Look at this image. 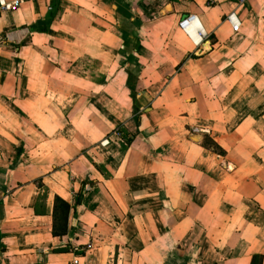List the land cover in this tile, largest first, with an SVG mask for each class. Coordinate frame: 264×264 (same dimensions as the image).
<instances>
[{"label":"crops","instance_id":"1","mask_svg":"<svg viewBox=\"0 0 264 264\" xmlns=\"http://www.w3.org/2000/svg\"><path fill=\"white\" fill-rule=\"evenodd\" d=\"M89 242L85 264H264V0L0 12V264Z\"/></svg>","mask_w":264,"mask_h":264},{"label":"built area","instance_id":"2","mask_svg":"<svg viewBox=\"0 0 264 264\" xmlns=\"http://www.w3.org/2000/svg\"><path fill=\"white\" fill-rule=\"evenodd\" d=\"M237 2H239V4H243L246 0H236ZM24 2V0H13L9 3H0V12H4V11H11V10H16L18 9L21 4ZM185 20L181 21L179 23L180 27L184 30H187L189 28H191L193 26V24L197 21V16L196 15H192V16H187L186 18H184ZM226 20L232 25L233 29L235 32H239L240 30V26L241 23L238 20V18L236 17L235 13H230L226 16ZM199 34L204 35V33L202 31H199ZM92 248V243L89 242L85 245V248H78L75 247L73 248V251L78 252L75 253V255H73L72 260L70 261V264H85L83 257L85 256V254H81L83 251H86Z\"/></svg>","mask_w":264,"mask_h":264},{"label":"trees","instance_id":"3","mask_svg":"<svg viewBox=\"0 0 264 264\" xmlns=\"http://www.w3.org/2000/svg\"><path fill=\"white\" fill-rule=\"evenodd\" d=\"M82 192V191H81ZM79 193L78 201H81L82 193ZM71 204L66 200L60 198L59 196L55 199V207H54V217H55V225L53 229V233L55 235H65L68 231V217L71 211ZM263 256L255 255L253 257V261L251 264H262Z\"/></svg>","mask_w":264,"mask_h":264}]
</instances>
